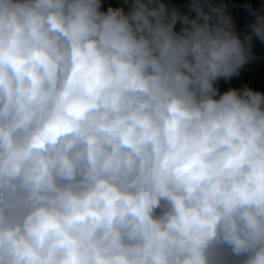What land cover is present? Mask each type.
Segmentation results:
<instances>
[{
    "label": "clouds",
    "instance_id": "1",
    "mask_svg": "<svg viewBox=\"0 0 264 264\" xmlns=\"http://www.w3.org/2000/svg\"><path fill=\"white\" fill-rule=\"evenodd\" d=\"M102 7L0 0V264H264V8Z\"/></svg>",
    "mask_w": 264,
    "mask_h": 264
},
{
    "label": "trees",
    "instance_id": "2",
    "mask_svg": "<svg viewBox=\"0 0 264 264\" xmlns=\"http://www.w3.org/2000/svg\"><path fill=\"white\" fill-rule=\"evenodd\" d=\"M229 1L222 0L226 6H228ZM162 2L170 5H183L186 3V0H162ZM217 2H221V0H217ZM102 5V10L106 11L108 6H122V0H102ZM178 27L179 25L177 29ZM238 28L243 27L238 26ZM253 51L257 59L246 65L241 70L239 77H233L229 82H225L222 79L218 81V87L221 92L226 91L229 87H239L242 84H246L249 88L264 93V46L258 41H254Z\"/></svg>",
    "mask_w": 264,
    "mask_h": 264
},
{
    "label": "water",
    "instance_id": "3",
    "mask_svg": "<svg viewBox=\"0 0 264 264\" xmlns=\"http://www.w3.org/2000/svg\"><path fill=\"white\" fill-rule=\"evenodd\" d=\"M247 5L253 9L264 8V0H230L227 6L228 11L240 27H245L253 19L248 14Z\"/></svg>",
    "mask_w": 264,
    "mask_h": 264
}]
</instances>
